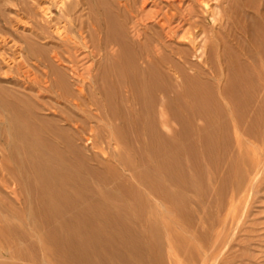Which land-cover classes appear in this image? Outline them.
Instances as JSON below:
<instances>
[{"label": "bare ground", "instance_id": "1", "mask_svg": "<svg viewBox=\"0 0 264 264\" xmlns=\"http://www.w3.org/2000/svg\"><path fill=\"white\" fill-rule=\"evenodd\" d=\"M64 1H59L58 12L70 26H77L81 39L83 28H93V33L88 32L92 35L87 55L92 70L86 71L87 79L75 74L82 86L76 95L68 75L59 69L64 62L61 55L41 57L42 64L48 68L51 88L63 92L59 96L62 100L75 102L78 96L85 99L88 93L94 113L87 111L89 117L68 128L49 127L34 105L19 101L21 94L10 92L13 102L8 103L2 96L5 89L0 88V110L11 113L5 130L9 165L0 166L6 174L0 181V215L5 222L9 218L11 222H20L25 230L35 229L44 234L39 240L35 236L38 244L31 245V254L25 256L6 236L14 230L13 226H0V257L7 256L9 259H3L4 263L11 259V264L16 258L29 264H106L101 252L108 251L116 241L122 249H129L130 255H135L138 264H156L155 249L144 238L150 231L146 216L160 213V206L182 214L184 195L194 189L191 175L188 176L189 160L198 167L201 163L191 139L202 141L207 162L216 161L228 141L223 105L237 103L242 88L251 84L255 75L264 82V0L258 4L251 0H240L239 4L238 0H222L220 6L215 5L219 8L216 12L208 4L210 0H195L194 5H200L202 11L191 6L186 14H165V19L177 17L198 30L188 32L187 44L175 42L171 33H165V23L157 21V13L150 24H143L141 33L137 31L133 39L127 38L123 34V0H112L110 5L93 0L96 12L87 0L70 4ZM182 1L169 0L166 4L174 9L175 3ZM82 2L92 13L85 21L75 15V8ZM233 27L239 37L233 35L236 34L232 33ZM149 28H154L153 35L149 34ZM201 35L204 38L199 43L197 38ZM252 68L254 75L250 74ZM48 76L42 77L47 80ZM24 97L29 102L30 98ZM156 108H160L157 116ZM91 116L104 125H88ZM157 121L164 131L159 130ZM252 134L246 131V135ZM175 139L183 143L176 144ZM236 166L235 162L231 165L233 169ZM225 221L220 220L219 228L224 227ZM105 235L115 240L112 242ZM219 235L211 249L205 247L204 252L219 251L222 244ZM203 256V260L209 258L205 253ZM107 260L110 263L109 257Z\"/></svg>", "mask_w": 264, "mask_h": 264}, {"label": "rangeland", "instance_id": "2", "mask_svg": "<svg viewBox=\"0 0 264 264\" xmlns=\"http://www.w3.org/2000/svg\"><path fill=\"white\" fill-rule=\"evenodd\" d=\"M59 1L61 0H0V88L5 89L2 94L5 102L12 103L13 98L10 92L16 91L21 94L18 98L20 102H26L28 105H34L36 107L34 109H36L38 115L48 121L46 125L49 127L64 126L68 128V125L74 126L73 124L75 122L80 123L89 117L87 111L94 113L89 95L86 93L87 97L85 99L78 96L75 102H73V99H69L70 103L62 100L59 96H61L63 92H61V90L59 91V89L55 90L51 88V83L48 82L51 77L48 76V68L44 67L42 64L41 57L46 56L45 58H52L54 53L61 55L64 62L61 63L63 66H59V69L68 75L67 79L69 85H72L71 88L74 93L76 94L77 92L76 95H79L78 89L81 90L82 86L81 82H78V77L76 75H81L79 77L81 79H87L88 75L86 71L92 67V62H90L91 59H89L87 55L89 50L91 51L89 35H92L93 28H91V26L83 28L81 33L84 39H81L77 34V26H70L67 20L58 12L57 7L59 6ZM74 1L75 0H65L64 2L70 4L74 3ZM102 1L108 2L107 4L109 5L112 3V0ZM143 1L145 2V6L142 5ZM168 1L169 0H123V34L125 33L124 35L129 39H133L137 31L140 33L143 31V24H150L153 21L152 17L157 13L159 18H157V21H160L162 25L165 23L166 32H164L171 33L175 42L187 44L188 41L185 40V38H188V34L194 31V29H192L188 22L181 21L177 17L172 20L165 19V14H167V16H170L172 13L176 15L186 14L191 6L202 11L200 10L201 7L198 4L194 5L193 2H196L195 0H183L182 4L175 3L173 9L166 4ZM239 1L240 0H238V4ZM88 2L91 5L89 7L93 9V12H96L97 7L93 5V0H87L86 3ZM209 2L210 8L215 12L219 9L215 5L220 6L222 4V0L221 2L220 0H218V2L216 0H210ZM251 2L258 4L259 0H251ZM86 3L84 2L75 8V13H77L75 15L80 16L83 21L89 16L91 17L92 14ZM80 11H82V13ZM262 12H264V10H262ZM43 14L45 17L42 16ZM86 16L87 18H85ZM208 21L211 24L210 18H208ZM149 29V34L152 33L151 35H153L155 31L153 32L152 29L154 28ZM156 29V33H160L158 28H155V30ZM57 30L61 33L59 34ZM231 30L233 31L232 33H236L233 35L238 36L234 27ZM90 31L92 33L89 34L88 32ZM194 32H198V30L196 29ZM224 32L226 33V31L223 30L222 34H225ZM61 34H64V36L62 37ZM58 35L61 36V39H59L60 37ZM203 38L204 35H201L197 38V42L202 43ZM82 41L85 42V45ZM244 43L246 44V42ZM32 46H34V48L31 49L30 47ZM68 49L70 51H68ZM62 53L65 55H62ZM193 56L194 54L191 53V60L194 59ZM69 59L73 62H70ZM37 63L40 64L38 65ZM64 64L66 65L64 66ZM70 70H73L74 75H72ZM252 70L250 74L253 73L254 75L255 70L253 68ZM45 75L49 77L47 80H45V77H42ZM255 77H253V83L251 82V84L242 88L241 94L239 93L238 95L237 103H229V106L228 104L225 106L226 104L223 102V104H225L223 105V114L226 122L225 126H227L228 141L226 150L224 152L222 151L221 154L218 152L219 156L217 159L215 156L216 161L212 163H209V161L207 162L202 153V141L198 138L191 139L190 143L194 140V144H192L197 149L199 162L201 161V163H199L198 167L193 165L192 161L189 160L190 163L188 162V172L190 173H188V176L191 175L190 181L195 190L193 189L191 190L192 193L184 195L185 204L183 206L184 209H182V214L178 215L171 213L165 206L164 208L160 206V208H158L160 213L146 216L150 224V231L145 233L144 238L148 240L155 249L156 264H264V88H262L264 87V82L263 79L260 80ZM39 81L44 84H41ZM254 81L256 83H254ZM38 83L40 84L38 85ZM50 90L52 92L54 91L55 95L54 92L52 93ZM57 93H59V95ZM24 96L30 98L29 102ZM96 98L98 99V96H96ZM87 103H89V106ZM75 104H77V106ZM159 109L160 108L155 109L156 116ZM10 117V111L0 110V166L9 165L6 159L9 148L6 146V139L8 140V137L5 130L8 126L6 120L10 119ZM68 117L71 120L75 119L74 122L70 123L69 121H65L69 119ZM79 123L76 125L79 126ZM96 123L100 126L104 125V122H99V120L94 118L89 120L88 125L95 126ZM156 124L159 130L164 131L162 125L158 121ZM172 126L177 128L175 123H172ZM246 131H251L253 134L248 136L246 135ZM197 139L199 142H196ZM173 142L179 145L183 143V141L178 139L173 140ZM184 162H186V160ZM234 162L237 166L233 169L231 165ZM4 177H6V174L0 170V181ZM196 186L198 189H196ZM0 190L2 189L0 188ZM2 193L6 195L3 191ZM2 196L1 194V198ZM186 200L189 202H186ZM152 204H154L153 200ZM228 214L229 216L226 217ZM232 217L234 218L233 220L231 219ZM220 220L227 221H225L226 224L222 229L219 228V224L221 223ZM3 225L13 226L14 230L8 231L6 236L8 238L10 237L11 243L16 246V249L19 250L21 255L26 256L31 254V248L34 247V245L37 246L39 239L44 238L42 232L38 234L35 229H33L34 231L31 229L25 230L20 222L13 220L11 222L9 218L5 222L3 216L0 215V226L2 227ZM210 226H212V229ZM217 229H220V232ZM34 232H36V234ZM172 233L173 235H171ZM217 233H220L219 238L222 239V244L219 247V251H209V253L212 252L210 257V254L204 252V249H211L210 245L212 246V242L214 244ZM30 234H32L31 236L35 235L30 239ZM36 235L38 240L35 238ZM15 237H17V239H15ZM13 238L14 242H12ZM104 238L111 239V236L108 235L107 238V235H105ZM15 240H19L23 243L21 244L17 241L20 243L18 245ZM114 240L111 239L112 242ZM40 246L39 244V247ZM45 247L48 246L45 245ZM110 248L108 251H103L104 253L101 252L103 255L101 257L105 258L107 263H109L107 260L109 257V259L114 261L112 262L109 260V264H118L119 261V264H124L123 261L126 262L125 264H138V259H135V255H130V250H127V248L122 249V247L118 246L116 241L112 243ZM113 250H115V253H113ZM116 250L121 251H119L118 254ZM204 253L209 256L210 260H208L209 258L203 260ZM115 254H117V256ZM145 255L149 257L148 253ZM147 256H145V259L148 258ZM3 259L6 260L9 258H7V256L4 258L0 257V264H11V259L5 261V263ZM214 259L217 260L215 261ZM12 260V264H29L17 258ZM15 260L17 261L14 263ZM128 261H130V263Z\"/></svg>", "mask_w": 264, "mask_h": 264}]
</instances>
